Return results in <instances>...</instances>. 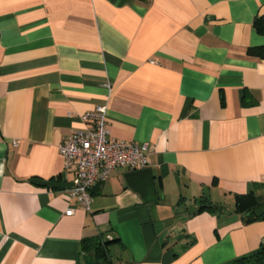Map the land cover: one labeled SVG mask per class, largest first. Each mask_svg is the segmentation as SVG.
Masks as SVG:
<instances>
[{"label":"crops","instance_id":"1","mask_svg":"<svg viewBox=\"0 0 264 264\" xmlns=\"http://www.w3.org/2000/svg\"><path fill=\"white\" fill-rule=\"evenodd\" d=\"M263 15L264 0H0V264L257 250L264 220L244 216L264 210V59L246 50L264 45ZM99 106L110 140L147 144L148 166L112 171L84 211L58 147ZM98 237L108 263L82 248Z\"/></svg>","mask_w":264,"mask_h":264},{"label":"built area","instance_id":"2","mask_svg":"<svg viewBox=\"0 0 264 264\" xmlns=\"http://www.w3.org/2000/svg\"><path fill=\"white\" fill-rule=\"evenodd\" d=\"M106 108L96 107L81 116L90 127L68 136L58 147L63 159V171H71L73 179L66 198L82 210L89 211L91 189L107 180L117 168L140 170L148 166L147 144L110 140L108 137ZM73 209L65 211L71 216Z\"/></svg>","mask_w":264,"mask_h":264},{"label":"trees","instance_id":"3","mask_svg":"<svg viewBox=\"0 0 264 264\" xmlns=\"http://www.w3.org/2000/svg\"><path fill=\"white\" fill-rule=\"evenodd\" d=\"M253 27L257 33L264 35V15L255 18ZM246 54L249 57H255L259 59H264V45L263 46H256V47H249L246 50ZM237 205H241V203H237ZM216 208L215 206H211L208 204L201 205L200 210H212ZM253 207L248 209V213H253V218L246 220L247 222L257 221V220H264V210L258 214L252 211ZM199 210V211H200ZM245 219V218H244ZM112 242L109 240H103L100 237L92 238V239H84L82 241V248L86 254H91L94 258L104 263H108L109 256L113 254L112 250L109 248V244ZM230 264H264V242L261 246L244 256H241Z\"/></svg>","mask_w":264,"mask_h":264},{"label":"water","instance_id":"4","mask_svg":"<svg viewBox=\"0 0 264 264\" xmlns=\"http://www.w3.org/2000/svg\"><path fill=\"white\" fill-rule=\"evenodd\" d=\"M244 218L245 219H251V218H253V214L249 213V214L245 215ZM117 253H119L118 250L115 251V254H117ZM118 258H119V256H118ZM83 260H84V264H91V256L90 255L85 256Z\"/></svg>","mask_w":264,"mask_h":264}]
</instances>
